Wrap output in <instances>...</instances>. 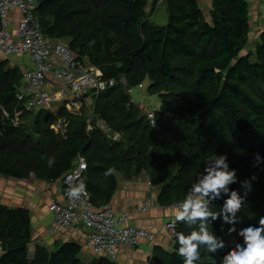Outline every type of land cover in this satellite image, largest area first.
<instances>
[{
  "label": "trees",
  "instance_id": "1",
  "mask_svg": "<svg viewBox=\"0 0 264 264\" xmlns=\"http://www.w3.org/2000/svg\"><path fill=\"white\" fill-rule=\"evenodd\" d=\"M44 36L67 41L87 56L106 80L125 77L130 88L147 83L161 105L152 127L131 97L119 85L103 93L96 112L119 142L101 131L86 132V119L70 121L67 138L51 129L48 115L27 114L14 127L4 110L14 114L17 86L22 75L0 64V174L16 179L34 174L38 179L65 178L78 154L87 162L86 188L95 207L110 202L116 190L114 172L128 179L146 174L161 190L159 203L173 206L184 201L192 184L214 154H227L237 184L251 181L252 191L239 214L243 223L237 235L228 225L209 222V230L223 239L217 254L203 249L197 264H218L241 242V228L264 216V164L253 167L254 156H264V31L253 38L251 8L247 0H212L209 14L198 0H166L169 23L149 27V0H37ZM157 4L154 0L152 11ZM252 46V48H251ZM246 52V53H244ZM51 162V163H50ZM242 195V193H240ZM223 201L211 204L219 212ZM198 228L179 221L178 233ZM223 229V230H222ZM157 258L159 264H183L176 249ZM30 213L24 209L0 210V240L7 252L0 264H85L77 245H64L52 255L38 249L29 257ZM90 264H117L100 256Z\"/></svg>",
  "mask_w": 264,
  "mask_h": 264
},
{
  "label": "built area",
  "instance_id": "2",
  "mask_svg": "<svg viewBox=\"0 0 264 264\" xmlns=\"http://www.w3.org/2000/svg\"><path fill=\"white\" fill-rule=\"evenodd\" d=\"M37 0H0V53L7 59L15 56L30 58L33 69L27 70L22 77L25 91L18 93L17 108L14 114L4 110V116L10 119L14 127L22 124L27 114H34L61 105L73 117L86 119V132L91 134L101 131L110 141L122 140L120 133L114 132L109 124L96 112V103L106 91L121 85L131 97L134 88L128 86L125 77L118 80L103 78L101 70L89 57L73 51L59 40H49L42 33L40 21L35 12ZM20 13L17 26H13L11 14ZM62 83V90H50L49 79ZM138 88H143L140 85ZM133 101V100H131ZM152 127H156L154 111L133 103ZM70 121L67 117H59L51 129L67 138ZM85 158L78 154L70 171L63 179L64 205L53 201L50 211L55 215L54 231L71 230L76 221L88 229V245L96 255L114 260L120 246L132 250L139 248L142 240L154 242L156 236L146 230L125 227L130 218L129 212L117 216L110 204H104L99 210L94 206L91 195L86 188ZM180 209V204L174 206ZM2 200L0 198V210ZM146 206L142 208L145 210ZM179 221L168 224L172 238L176 236Z\"/></svg>",
  "mask_w": 264,
  "mask_h": 264
},
{
  "label": "crops",
  "instance_id": "3",
  "mask_svg": "<svg viewBox=\"0 0 264 264\" xmlns=\"http://www.w3.org/2000/svg\"><path fill=\"white\" fill-rule=\"evenodd\" d=\"M251 8V20L253 38L257 42L261 32L264 31V0H247ZM201 9L209 14L212 8V0H198ZM154 0H149L147 12L152 9ZM163 7L166 0H157L156 6ZM155 6V8H156ZM154 8L153 12L156 11ZM20 13L11 14L13 26H17ZM252 47V46H251ZM8 62L9 68L19 70L23 74L33 69V64L27 56H15L9 59L0 53V64ZM50 90H62L60 82L49 79ZM18 93L24 92L25 85L21 79L17 86ZM50 118V126L56 124L63 112H67L61 105L54 104L51 108L41 110ZM39 111V112H41ZM39 112L32 114L37 116ZM69 113V112H68ZM54 120V121H53ZM28 123L24 121L22 124ZM116 179V190L108 204L113 208L117 216L127 212L131 214L125 222V227H135L146 230L156 236L155 242L142 240L138 249L132 250L127 246H120L116 258L117 264H159L157 258L163 253H172L175 239L167 229L168 224L176 220V214L180 210L173 206H163L159 203L161 190L154 187L146 174L128 179L120 172L113 173ZM0 198L2 207L10 210L24 209L30 213L31 242L28 246L29 257L35 259L37 250H43L52 255L64 245H77L81 249V260L90 264L94 258H99L88 245V229L81 222L76 221L71 230L54 231L55 215L50 211L53 201L64 205L63 179L58 181H45L38 179L34 174L28 178L16 179L0 174ZM96 207V209L103 208ZM146 206L145 210H142ZM7 252L6 246L0 240V259Z\"/></svg>",
  "mask_w": 264,
  "mask_h": 264
},
{
  "label": "clouds",
  "instance_id": "4",
  "mask_svg": "<svg viewBox=\"0 0 264 264\" xmlns=\"http://www.w3.org/2000/svg\"><path fill=\"white\" fill-rule=\"evenodd\" d=\"M254 161L253 167L264 164V156L257 153ZM257 179L253 175L250 181L239 184L238 192L231 187L237 184L238 179L236 170L230 168L227 154H214L210 158L176 214V221H183L188 225L198 223L196 230L187 235L178 233L176 236L179 244L176 252L183 258V264H197L201 258L200 249L215 255L218 250L225 248L223 239L209 230L210 221L220 220L222 225L229 226L230 237L237 235V226L243 223L239 214L252 191L251 181ZM217 200H222L223 203L220 211L214 212L210 206ZM238 235L242 238L241 242L235 243L233 250L222 256L218 264H264V216H260L255 224L241 228Z\"/></svg>",
  "mask_w": 264,
  "mask_h": 264
},
{
  "label": "rangeland",
  "instance_id": "5",
  "mask_svg": "<svg viewBox=\"0 0 264 264\" xmlns=\"http://www.w3.org/2000/svg\"><path fill=\"white\" fill-rule=\"evenodd\" d=\"M156 11L149 10L150 17L148 19L149 27H164L169 23V11L167 4L163 7L159 5L156 6ZM64 44L68 45L67 41H62ZM252 48V47H251ZM246 53V52H244ZM131 101L135 104H141L142 106L148 108L151 111H158L160 109V99L158 95L150 94L148 92L147 83L143 84V88H135L131 94ZM49 116V115H48ZM52 116L49 120L51 122ZM54 121V120H53ZM28 124H31L30 122ZM169 231V230H168ZM172 236V235H171ZM155 242V241H154Z\"/></svg>",
  "mask_w": 264,
  "mask_h": 264
},
{
  "label": "bare ground",
  "instance_id": "6",
  "mask_svg": "<svg viewBox=\"0 0 264 264\" xmlns=\"http://www.w3.org/2000/svg\"><path fill=\"white\" fill-rule=\"evenodd\" d=\"M180 204H181V203H180ZM176 205H179V204H176ZM176 205H175V206H176ZM177 228H178V225H177ZM177 228H176V231H177Z\"/></svg>",
  "mask_w": 264,
  "mask_h": 264
},
{
  "label": "water",
  "instance_id": "7",
  "mask_svg": "<svg viewBox=\"0 0 264 264\" xmlns=\"http://www.w3.org/2000/svg\"><path fill=\"white\" fill-rule=\"evenodd\" d=\"M218 201H219V200H217V201H214V202H215V203H218ZM177 229H178V228H177Z\"/></svg>",
  "mask_w": 264,
  "mask_h": 264
}]
</instances>
